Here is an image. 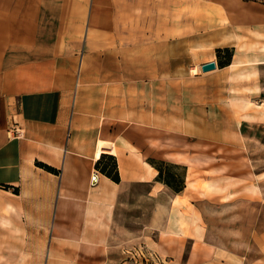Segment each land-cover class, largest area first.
I'll return each instance as SVG.
<instances>
[{"label":"crops","instance_id":"1","mask_svg":"<svg viewBox=\"0 0 264 264\" xmlns=\"http://www.w3.org/2000/svg\"><path fill=\"white\" fill-rule=\"evenodd\" d=\"M251 7L243 0H0V264H111L121 247L149 241L150 233L162 248L165 240L179 244L177 201L195 204L197 195L189 175L180 191L159 179L148 156L155 150L151 156L166 160L158 136L205 130L172 100L165 106L164 87L236 65L219 67L213 52L235 46L224 29L240 26ZM211 61L217 68L203 71ZM103 154L116 156L119 181L96 166ZM253 227L250 251L208 241L196 248L188 234V255L183 247L175 260L264 264V228Z\"/></svg>","mask_w":264,"mask_h":264},{"label":"rangeland","instance_id":"2","mask_svg":"<svg viewBox=\"0 0 264 264\" xmlns=\"http://www.w3.org/2000/svg\"><path fill=\"white\" fill-rule=\"evenodd\" d=\"M243 1L252 5L244 12L254 20L243 16L240 26L229 23L224 30L235 37V46L220 47V57L217 49L213 52L219 64L228 58L225 47H229L237 64L213 72L211 78L164 87L165 106L172 100L180 113L196 115V123L205 130L158 136L157 149L166 157L162 160L176 165L173 171L186 175V180L189 175L190 188L197 195L195 204L187 196L177 201L179 233L174 235L179 244L165 240L162 248L152 239L157 235L150 233L149 241L121 247L111 264H187L175 258L183 247L184 257L188 255L192 245L184 242L188 234L196 248L208 241L247 252L253 226L264 228V0ZM199 64L193 65L191 74L200 69ZM151 155L149 160H161ZM167 235L164 232L163 238Z\"/></svg>","mask_w":264,"mask_h":264},{"label":"trees","instance_id":"3","mask_svg":"<svg viewBox=\"0 0 264 264\" xmlns=\"http://www.w3.org/2000/svg\"><path fill=\"white\" fill-rule=\"evenodd\" d=\"M223 49L217 48V55L220 57V53ZM225 51L229 52L228 58L223 61H220L219 64L221 67L228 66L232 63V52L229 47H225ZM108 160V162H106ZM110 160V163H109ZM150 162L159 169L158 178L162 179L170 186H172L175 190L180 191L184 189L186 185V175L179 176L175 171H173V165L171 163H167L164 160L151 159ZM43 167L48 169H53L54 167H50L46 164H42ZM96 166L100 168L104 173L111 176L116 181L120 180V171L118 167V161L116 156L103 154L101 158L96 163ZM166 166V167H165Z\"/></svg>","mask_w":264,"mask_h":264},{"label":"water","instance_id":"4","mask_svg":"<svg viewBox=\"0 0 264 264\" xmlns=\"http://www.w3.org/2000/svg\"><path fill=\"white\" fill-rule=\"evenodd\" d=\"M216 68H217L216 61L207 62V63H204L202 65V70L203 71H210V70H213V69H216Z\"/></svg>","mask_w":264,"mask_h":264},{"label":"built area","instance_id":"5","mask_svg":"<svg viewBox=\"0 0 264 264\" xmlns=\"http://www.w3.org/2000/svg\"><path fill=\"white\" fill-rule=\"evenodd\" d=\"M15 129V132L17 133L18 136H22L21 132L19 131V129L17 128H14ZM98 181V171L95 170L93 172V175H92V182L95 183Z\"/></svg>","mask_w":264,"mask_h":264},{"label":"bare ground","instance_id":"6","mask_svg":"<svg viewBox=\"0 0 264 264\" xmlns=\"http://www.w3.org/2000/svg\"><path fill=\"white\" fill-rule=\"evenodd\" d=\"M197 71H198V69L195 68V69H194V73H197ZM99 144H100V146H101V145L104 144V142L100 141ZM102 151H103L102 148L100 149V147H99V148H98V151H97V155H98V156L101 155V153H103ZM112 151H114V150H112Z\"/></svg>","mask_w":264,"mask_h":264}]
</instances>
